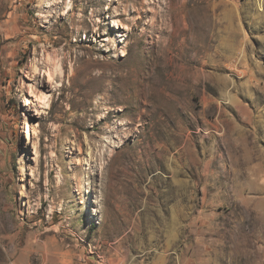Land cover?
<instances>
[{
	"label": "rangeland",
	"instance_id": "1",
	"mask_svg": "<svg viewBox=\"0 0 264 264\" xmlns=\"http://www.w3.org/2000/svg\"><path fill=\"white\" fill-rule=\"evenodd\" d=\"M63 1L0 0V264H264V0Z\"/></svg>",
	"mask_w": 264,
	"mask_h": 264
},
{
	"label": "bare ground",
	"instance_id": "2",
	"mask_svg": "<svg viewBox=\"0 0 264 264\" xmlns=\"http://www.w3.org/2000/svg\"><path fill=\"white\" fill-rule=\"evenodd\" d=\"M62 2H64L63 0H54V3L52 2V5L57 3V4H61ZM66 3V2H65ZM68 3V2H67ZM72 3V1L70 0V2L68 3V6L70 8V10L73 9L72 6H70ZM52 5H49L48 7L51 8ZM42 7V6H41ZM42 17H46L47 19L49 18L50 15V10L48 11H43L41 14ZM115 25V24H114ZM18 35V34H17ZM49 39V38H48ZM37 40V39H36ZM48 43H51L53 45H55V43L51 40H48ZM45 52V62L43 63V67H47V76H48V82L51 85V83H53L54 81V74L56 71H58L59 69L62 70L65 66V61L63 59L60 58V53L59 51H54L53 53H50L48 49L44 50ZM73 67V66H72ZM35 73L39 74L41 71V68L39 65H35ZM42 82V81H41ZM49 95V94H48ZM48 95H44L43 93V97H41L44 100H47ZM50 96V95H49ZM41 114L39 109H35V115H39ZM123 136H128L127 132H123Z\"/></svg>",
	"mask_w": 264,
	"mask_h": 264
}]
</instances>
